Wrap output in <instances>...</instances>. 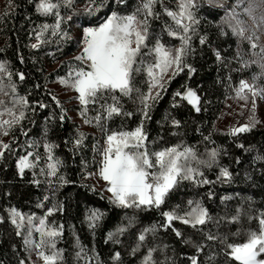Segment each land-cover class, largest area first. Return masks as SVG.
<instances>
[{
	"label": "snow or ice",
	"instance_id": "snow-or-ice-1",
	"mask_svg": "<svg viewBox=\"0 0 264 264\" xmlns=\"http://www.w3.org/2000/svg\"><path fill=\"white\" fill-rule=\"evenodd\" d=\"M34 4L35 13L42 17H53L52 23L47 21L36 24L28 32V36H35V42L29 43L28 47L32 49L39 48L42 44L56 40L57 46L65 42L77 39L72 37L62 25L71 20L72 13L81 11L73 7L74 0H30ZM159 2L163 14L169 17L170 23H163L159 32L153 30L150 21L160 20L161 12L156 11L155 6ZM217 5L223 10V15L216 22L220 35H224L226 30L237 38V50L234 56L227 58L229 63L224 67L230 71H240L246 68L248 64H259L261 72L254 74L251 83L246 79H240L236 85L226 84L227 90L234 93L235 98L245 103V107L251 102V115L247 124H240L229 130V135L243 133L250 129L255 121V110L257 98L264 100V86L256 83L257 77H264V45L259 44L260 36L257 30L261 24H264V0L260 4L252 3L249 0L247 6L240 3H234L228 6L226 0H215ZM15 0H6L4 9L0 11V19H5L16 10ZM104 7V0H86L82 8L83 13L93 16ZM126 0H116L112 5V10L106 12L104 17L95 22L89 20L81 25L82 33L78 38V51L67 61H61V65H67L65 75L57 76V80L66 88L74 90V98L79 102V115L85 124H95L104 134V143L102 146L94 143L92 151L98 154L100 159L97 161L95 155L93 163L97 166V172H87V163L81 160L82 170L88 176L98 175L105 182L104 189L110 195L107 197L112 205L123 208H151L157 209L164 203L170 191L174 190L182 181H188L190 185L209 184L202 168H211L217 163L218 149L206 148V158H201L195 148L183 143L169 145L153 150L147 140V133L143 129L145 119L149 118V110L155 101L159 98L163 89L177 74L184 69L188 70L191 76L195 69L187 63L186 58L189 53H194L192 48L193 36L196 33V26L199 24L196 15L198 4L196 0H176L175 8L165 5L164 0H138L132 11H121L127 9ZM241 8L252 20V26L240 17L237 8ZM62 8L69 11V15H62ZM260 8L259 23L254 14V9ZM168 37L178 39L176 45L165 42L162 39L163 33ZM200 44L208 41L206 35L199 37ZM247 41L249 51L253 57L258 59L245 60L240 49V44ZM259 48L257 53L255 49ZM213 53L218 62L223 63L225 57L221 52L213 48ZM231 60H235L237 69L230 68ZM143 74L144 79L141 85L144 88L134 84L135 75ZM135 74V75H134ZM20 80L24 79V73L18 72ZM7 77L5 83L4 78ZM231 80V76L227 77ZM183 91L177 89L174 97H180L186 100L196 111H199L200 96L192 87L184 84ZM117 92L119 95H117ZM139 104L138 112L141 114L140 123L131 130L123 127L119 129H109V121L114 116H131V112H125L122 104L123 98L133 99ZM57 106L60 108V119L64 120V108L60 101L53 96ZM179 101L174 100L173 105ZM38 104L40 108L47 107L43 102L29 101L26 95H20L17 91V84L13 81V73L9 70L6 61L0 60V136H9L8 142L0 139V156L5 150L14 152L11 144L16 142L15 129L19 126V134L25 136L23 144L17 142V147L21 153L16 161V170L20 175L24 174L26 169H35L39 167V173L33 172V184L39 185L40 181L35 177L37 175L45 177L48 189L51 191L53 204L45 206L43 201L37 204L38 208H46L43 215H37L35 212L25 213L15 206L6 207L7 219L15 226L16 235H22L25 249H32L40 258L43 264H63V249L56 247V240L61 237L63 224L57 225L55 221L48 222V217L56 211H63L62 205L55 201V186H62L69 181L59 169L64 161L54 154L56 147L54 142L47 139V130L45 129L43 139V154L35 149L39 146V140H33L27 136V130L22 125V121L27 119V111L33 105ZM89 105H93L95 115L89 116ZM53 114H49L52 116ZM47 119V118H46ZM171 124L176 126L180 121L173 118ZM211 135V134H210ZM210 135L204 137L210 141ZM85 133L77 130L71 143L74 145L70 151H75L82 142ZM65 143H69L66 140ZM242 146V145H241ZM31 149V150H28ZM34 157V159H32ZM254 160H264V155L257 154ZM41 164L43 166H41ZM231 177L227 167H220L217 180L223 178L227 181ZM89 190H94L90 188ZM102 190V191H103ZM208 197H212L209 190ZM49 195L44 196L48 200ZM221 199H224L223 197ZM241 210L238 208L236 214L226 219L236 221L239 219ZM105 212L100 208H92L85 213V223L88 229L95 234V229L103 220ZM163 223L159 225L153 223L142 227L135 234V243L130 249V253L135 254L141 247L145 246L146 238L149 233L155 234L157 227H169L174 221H180L183 225H190L203 233V236L209 241L220 240L219 253H212L208 258L214 259L217 255L223 254L227 260L238 262V264H264V211H261L255 219L258 221V227L246 230L245 238L242 241H229L228 238L221 237L219 233L213 235L211 230L204 231L205 226L212 221L209 209L204 206L201 199L190 198L187 200L184 210L181 211V205L177 204L161 213ZM253 217H249L252 219ZM3 217H0L2 220ZM128 224H117L110 230L105 240L112 239L114 234H123L135 222V217H130ZM38 221V222H37ZM216 223H219L217 221ZM172 231L177 237L182 238V242L191 243L190 240L183 238V233L173 227ZM33 232L38 233L39 239L33 238ZM233 236L236 234L233 233ZM76 245L79 251L75 253L79 259H84L87 254L86 246L80 244L79 237H75ZM119 243V240H116ZM166 247L165 246H161ZM203 242L195 245L196 253H201ZM93 257L95 248H92ZM155 247H147L146 252L138 261V264H157L153 253ZM84 254V255H82ZM93 257H88L89 264ZM121 253L114 252L111 260L114 264H119ZM191 264H199L197 256L189 257ZM165 261H171L176 264L172 257H165ZM19 264H25L21 259ZM96 264H100L97 259Z\"/></svg>",
	"mask_w": 264,
	"mask_h": 264
},
{
	"label": "trees",
	"instance_id": "trees-1",
	"mask_svg": "<svg viewBox=\"0 0 264 264\" xmlns=\"http://www.w3.org/2000/svg\"><path fill=\"white\" fill-rule=\"evenodd\" d=\"M86 0H74L73 7L80 9L72 13L71 20L65 22L62 27L66 29L72 37H75V23L86 24L89 20L95 21L96 15L102 16L112 10V5L116 0H104V7L93 16H88L82 11V4ZM99 2V0H98ZM198 7L196 15L199 24L196 26V33L193 36L192 48L194 53H189L186 58L187 63L195 69L191 76L188 70L182 72L168 81L159 98L149 110V118L144 120L143 129L147 133V140L153 150L167 147L169 145L193 146L201 158H206V148H217V163L211 168H202L209 184L190 185L188 181H182L174 190L170 191L164 203L157 209L151 208H123L112 205L107 199V195L100 190L93 182V176L84 174L81 160L87 163V172H97V166L93 163V157L98 161V154L92 151L94 143L102 146L104 134L95 124L83 123L79 115V103L74 96L65 102L57 94L51 84L57 76L65 75L67 65H61V61H67L76 51L77 42L74 40L65 42L57 46L56 40L42 44L39 48L28 47L29 43H34L35 36H28L31 28L36 24L47 21L52 23L53 17H42L34 11V4L30 0H15L17 5L13 15L5 19H0V60L6 61L9 70L13 73V81L17 84V91L20 95H26L29 101L43 102L47 107L40 108L38 104L33 105L27 111V119L21 123L27 130V136L33 140H39V146L35 149L43 154V139L45 129L47 139L54 142L56 147L54 154L60 157L64 163L59 171L65 175L68 183L62 186H55V201H58L63 211H56L48 217V222L55 221L57 225L63 224L61 237L56 240V247L63 249V264H89L88 257H93L92 248H95V256L91 264H114L111 255L119 251L121 253L119 264H138L140 258L146 252L147 247H155L153 253L157 264H171L165 261V257H172L176 264H191L190 256H197L199 264H226V257L223 254L217 255L214 259L208 258L212 253H219L220 240L209 241L203 233L190 225H183L180 221H174L171 226L157 227L155 234L149 233L144 247H141L135 254L130 253V249L135 243V234L144 226L163 223L161 213L170 209L174 205H181L184 210L186 202L190 198L201 199L204 206L209 209L212 221L209 222L204 231L211 230L212 234H220L231 241H242L245 238L246 230L257 228L258 221L255 219L261 211H264V160H254L257 155H264V123L253 126L243 133L229 135V130L222 128L218 124L219 114L225 103L231 98L227 93L225 85L238 78H247L261 72L259 64H248L240 71H230L224 67L229 63L227 58L236 53L237 38L226 30L224 35H220L216 22L224 14L223 10L213 0H197ZM6 0H3L2 10ZM138 0H126L127 9L121 11H132ZM166 6L175 8L176 0H164ZM210 3V4H209ZM156 11L161 12V19L150 21L154 31L159 32L163 23L169 22V17L163 14L159 2L155 6ZM1 10V11H2ZM70 14L68 10L62 8V15ZM206 35L208 41L200 44L199 37ZM162 39L173 45L179 43L178 39L168 37L163 33ZM213 48L218 49L226 59L223 63L218 62L213 53ZM245 60L258 59L253 57L247 41L240 44ZM235 60H231L230 68L236 69ZM24 73L21 81L16 73ZM135 75V74H134ZM231 76V80L227 77ZM238 76V78H236ZM258 76L257 79H260ZM143 74L135 75L134 84L141 87ZM5 83L7 77L4 78ZM187 84L196 90L200 96L199 111H196L180 97H174L173 93ZM146 90V85L142 86ZM117 95L119 93L117 92ZM55 96L64 108L65 119H60V108ZM229 98V99H228ZM133 99L123 98L122 104L125 112H131V116H114L108 124L109 129H119L123 127L127 130L135 128L141 119L140 112L137 111L139 104ZM179 101L175 106L173 101ZM89 116H94L95 106L89 105ZM53 114L49 116V114ZM79 115V116H78ZM47 118V119H46ZM175 118L180 121L179 125H172L171 120ZM77 130L85 133L82 144L70 151L74 145L70 142ZM16 142L11 144L14 152L5 150L0 156V264H19L23 259L25 264H43L35 251L25 249L22 235L17 236L15 226L7 219L6 207L15 206L25 213L35 212L43 215L46 208H38L37 204L43 201L45 206L53 204L51 191L48 189L45 177L37 175L35 178L40 181L39 185L33 184V172L39 173V167L26 169L20 175L15 166L17 157L22 154L17 147V142L23 144L25 136L19 134V126L15 129ZM211 134V135H210ZM210 135V141L204 137ZM10 137L8 136L7 142ZM69 140V143H65ZM242 145V146H241ZM31 150V149H28ZM34 159V157H32ZM41 166H43L41 164ZM220 167H227L231 177L225 181L223 178L217 180ZM94 188V190H89ZM48 200H44L46 194ZM211 190L212 197L207 193ZM224 199H221V198ZM92 208H100L106 214L103 220L95 229V234L88 229L84 217L86 211ZM241 210L239 219L228 221L226 218L236 214L237 209ZM130 217H135V222L123 234H114L112 239L105 240L106 234L114 229L117 224H128ZM249 217H253L249 219ZM219 221V223H216ZM38 222V221H37ZM175 227L183 233L185 240L191 243L182 242L181 237H177L172 231ZM236 235L233 236L232 234ZM79 237L80 244L86 246L87 254L84 259L76 257L79 251L75 237ZM33 238L39 239L38 233L33 232ZM119 240V243H116ZM203 242L201 253H196L195 245ZM166 247H161L165 246ZM227 264H238V262L227 260Z\"/></svg>",
	"mask_w": 264,
	"mask_h": 264
},
{
	"label": "rangeland",
	"instance_id": "rangeland-1",
	"mask_svg": "<svg viewBox=\"0 0 264 264\" xmlns=\"http://www.w3.org/2000/svg\"><path fill=\"white\" fill-rule=\"evenodd\" d=\"M251 2L255 4H260L261 0H251ZM226 3L228 4L229 7H231V5L234 3H240V4H243L244 6H247L249 3V0H226ZM2 6H3V0H0V11L2 10ZM81 6L83 7L84 5L82 4ZM237 12L240 13L241 19L245 20L249 26H252L253 24L252 20L246 13H243L241 8L238 7ZM98 14L99 15H96V20L105 16V14L104 16H102L100 13ZM254 14L257 17V23H259V16L261 14V9L260 8L254 9ZM65 16H68V14H66ZM81 25H83V21L82 23H80L78 20V23L77 24L75 23L74 35H75V38H77L75 39V41L77 42V48H76V51L73 53V55L79 50L78 49V38L82 33ZM257 35L260 36L259 44L264 45V24L260 25V28L257 30ZM236 50H237V46H236ZM255 51L258 53L259 48L255 49ZM235 67L237 69L240 67V65L237 64L235 65ZM252 76L247 77V78L242 77L241 79H246L251 83ZM236 78H238V76ZM239 80L240 78H238L237 80H232L229 82V84L236 85ZM256 83L260 86H264V77L257 79ZM51 87L54 88V90L56 91V94L61 99L65 100L66 103H68L67 99L69 100L71 96H75L74 90L68 89L64 85H61L57 79L54 80V82L51 84ZM227 93L229 94V96H231V98L230 99L228 98L229 100L225 103L224 107L222 108L219 114V117H218V124L220 127L230 130V128L232 127H237L240 124H247L249 122V116L251 115V102L249 101L245 107H241V104H244L245 102L235 98L234 93L231 92L230 90ZM76 102L79 103L77 100ZM255 121L256 122L254 124L256 125H261L264 123V100H261L259 98H257V104H256V110H255ZM0 139H3L4 141L7 142L8 136H0ZM93 182L100 190L104 189L105 182L98 175L93 176ZM103 192L107 196L110 195V193H108L106 190H103ZM261 258H264V256H262Z\"/></svg>",
	"mask_w": 264,
	"mask_h": 264
}]
</instances>
